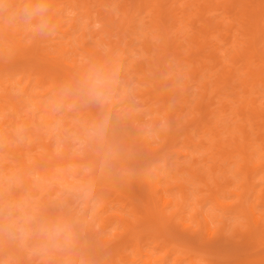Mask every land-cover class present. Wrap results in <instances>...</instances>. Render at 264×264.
Segmentation results:
<instances>
[{
  "label": "bare ground",
  "instance_id": "bare-ground-1",
  "mask_svg": "<svg viewBox=\"0 0 264 264\" xmlns=\"http://www.w3.org/2000/svg\"><path fill=\"white\" fill-rule=\"evenodd\" d=\"M63 1L73 13L66 23L57 15L60 0H0V264H28V257L38 258L24 252L26 236L17 241L8 236L9 220L18 216L39 217L34 240L40 247L34 251L46 253L41 258L44 264H97L102 259L92 251L111 241L97 227L104 230L117 222L118 238L132 228L128 217L107 208L112 203L109 192L119 190L112 164L95 161L100 155L118 157L121 165L131 158L138 182L146 179L159 202V216L153 217L156 226L134 232L129 242L141 264H152V255L137 236L150 234L156 245L160 239L159 244L167 247L170 243L163 235L171 225L190 226L184 221L186 212L208 238L227 232L231 225L225 219L208 216L197 206L206 201L244 216L246 227L235 228L234 234L241 236L245 250L263 241L264 213L255 210L251 196L257 193L256 202L264 207V188L255 190L253 176L260 171L264 180V0ZM7 3L42 11L24 22L9 15L3 7ZM13 57L12 65L4 63ZM16 75L18 83L25 79L20 95L10 87ZM33 77L38 87L51 88V101L33 99ZM90 100L101 107V117L91 110ZM65 103L92 133L78 124L63 133ZM29 105L42 112L41 122L19 144V126L35 123ZM13 118L18 126L7 135L4 128ZM105 126L117 132L115 138H109ZM151 132L159 142L154 144ZM74 139L83 142V154L71 150ZM195 147L209 154L215 167L196 160L189 152ZM170 151L182 156V168L190 178H175L173 185L163 187L164 177L157 174V182L150 180L147 165L154 153L164 158ZM231 163L242 176L238 186L227 174L225 166ZM30 174H37L39 184L47 188L32 183ZM194 182L206 187L204 197L190 193L189 184L195 186ZM49 185L54 187L50 193ZM231 185L235 189L229 191ZM173 187L177 194L165 195ZM64 189L74 193L77 189L84 196L82 215L69 207L72 199L61 193ZM43 190L50 197L37 192ZM224 191L237 197L235 205L229 207L220 198ZM215 221L219 225L213 230L209 224ZM53 227L60 231L51 233L55 238L51 244ZM125 247L118 245L103 264H117L113 253L122 264L135 261ZM193 254L184 259L198 264ZM181 259L176 257L173 264ZM157 260L167 264L164 255ZM238 260L264 264V253L251 258L244 251Z\"/></svg>",
  "mask_w": 264,
  "mask_h": 264
},
{
  "label": "rangeland",
  "instance_id": "rangeland-1",
  "mask_svg": "<svg viewBox=\"0 0 264 264\" xmlns=\"http://www.w3.org/2000/svg\"><path fill=\"white\" fill-rule=\"evenodd\" d=\"M61 4L59 3L58 8L62 6V10L57 13L59 18L62 20V22H67L72 17L73 13L70 11V9L67 7V5L64 3L63 0H60ZM3 7L6 8V11L9 13L11 17L22 19L24 22L26 21V18L22 15V9L25 8L23 3H20V5H11L9 3L4 4ZM99 6H95L94 8H98ZM3 12L2 6L0 5V13ZM34 25L25 27L26 29L33 28ZM53 33V31H51ZM51 36H53L51 34ZM25 38V37H24ZM26 39V38H25ZM138 56V55H136ZM16 57V56H15ZM9 60H6L4 63L7 65H12L15 62V58H7ZM182 70L185 69V66L181 67ZM61 73V71H60ZM18 76H13L10 79L11 82V90L14 94L20 95L21 94V87L24 84V80L21 83L17 82ZM97 80V79H96ZM136 79L133 77L132 83L135 82ZM39 85L35 83V77L31 79L30 82V88L33 90V99L37 100L40 98H44L47 101L52 100V92L49 90L51 88H40ZM39 93V94H38ZM97 93H100V96L105 95L104 93L98 91ZM231 95V93H228ZM44 95V96H42ZM89 106L93 112L98 114V117L101 113V107L94 101L90 100ZM32 108V109H31ZM62 111L61 114H63L61 128L65 131L64 134H69V132L72 130L74 125L78 124L83 128L84 131H90L91 133L93 131L88 130L77 118L76 116V110L73 109L71 106H69L68 103H65L62 105ZM118 108V107H117ZM29 114L35 115V123H30L28 126H25L21 124L17 130V141H19V144H22V141L26 140V137L28 134H33V125L39 126L41 122V118L39 116L42 114V112L38 111L35 107H32L31 105L28 106ZM24 112L22 111V116H24ZM230 116V115H229ZM149 123V122H148ZM113 122H110L109 125H113ZM18 126L16 120L13 118V121L11 123H8L6 127L4 128V132L8 135L11 132V128H15ZM55 127H58L56 125ZM106 133L108 134L109 138L116 137L117 132L115 130L110 131V129L105 126ZM10 131V132H8ZM16 132V129H15ZM151 134L154 135V144L159 142V138L155 135V133L151 132ZM117 142V141H116ZM178 147L182 149L184 147V143L179 141ZM117 147L115 151L119 152L120 145L117 142ZM194 149V150H193ZM71 150L76 153L77 155H81L84 153L83 151V142H81L78 139H74L72 141ZM203 150L199 148H192L189 150L193 154V156L196 158V160L203 161L207 164V166H211V168L215 167L214 162L211 159H208V155L202 152ZM217 151H215L216 153ZM160 154L162 153H154L155 157H153V160L148 163V170L150 171V180L157 182V174H160L164 177V179L161 181V185L165 187L173 185V179L175 178H185L186 180L190 178L189 174L183 170L182 168V156L178 155L175 151H170L165 156L162 157ZM126 158V157H125ZM95 161L98 162H105L107 164H112L110 167V170H112V176L116 180L115 185L117 186L119 193H115L113 191L109 192V199H112V203L108 204L107 208L109 211L112 212H118L119 214H122L126 217H128L131 221V227L126 234H124L121 238L115 237V234L117 231L121 230V225L117 222L112 223L110 226L106 227L104 230L99 229L97 227V230H99V234L110 239L111 241L104 246H97L96 249L92 251L94 255H97V258L99 257L102 259L97 264H103L104 260H107V255L110 252H113V250L116 249L118 245H125L126 247L123 249L127 253H129L131 258H134L135 261L130 262V264H141V260L137 258L136 253L132 250L131 246L129 245V242L133 238L134 232H140L142 231H150L153 226H156V222L154 221V215L159 216L157 213V208L159 202L156 201V196L153 194V192L150 189V186L146 179H143L142 181L138 182V179L136 178V174H134L135 165L133 161L124 159L125 164L121 165L120 161H118V157L115 156H106V155H100L94 158ZM188 159V158H187ZM204 159V160H203ZM158 165L159 167L155 166ZM145 166V164H142L141 169ZM224 166V165H223ZM139 167V166H138ZM225 167H227V174H229L232 177V180L234 181L235 185L238 186L242 182V176L235 172V164H227ZM147 168V167H146ZM140 169V170H141ZM88 172V170H85ZM30 178L32 183L38 184V187L40 188H47L46 186H42L40 183V178L37 174H30ZM258 175V176H257ZM255 177V190L257 191L260 188H264V180L260 179L262 176V172L258 171L256 174H253ZM71 179V175L69 176ZM76 179V178H75ZM79 180V179H77ZM112 182V181H111ZM138 182V183H137ZM114 183V182H113ZM131 185V191L128 190L127 186ZM195 186L199 185L197 187L192 186V184H189V191L190 193L197 196H205L206 194V187L200 185L197 182H194ZM129 185V186H130ZM140 185V186H139ZM235 185H231L229 187V191L235 189ZM50 186V185H49ZM39 188V189H40ZM54 187H49V193L52 191ZM178 188L173 187L171 191H164L165 195L168 194H177ZM229 191H224L220 193V198L227 202L229 204V207L235 205L237 202V197L233 195ZM39 194L43 195V197H50L49 193H47L45 190L43 191H37ZM76 193L72 192L69 189L61 190L62 194H65L69 196L72 199V203L69 207L73 209L74 212H76L79 215L83 214V207H84V196H80L78 193V190H75ZM121 193V195H120ZM59 192L56 194L58 195ZM257 193H252L251 201L255 204V210L259 213H264V207L257 204ZM51 197L54 199V201H57V199L52 194ZM192 197V196H191ZM191 204L194 202L193 199L190 200ZM202 206H200V203L197 205L201 207L202 211L206 215L210 216H217V218L225 219L228 225H231V227L228 229L227 232H221L215 235L212 238H208L201 230H197L195 221L192 219L190 213H185V219L184 221L189 224V227H181L180 225L174 224L171 225V228L169 231L165 232L163 237L167 240L169 246L165 247L160 243V239L157 240V245L155 241L153 240L152 235L150 234H139L138 241L142 245L143 249H146L148 253L152 255V264H159V261L157 260V257L159 256H165V260L167 264H173V261L176 257H181L180 264H189L187 259H184L187 255L194 253L195 255L193 258L198 264H239V256L244 253V251L251 254V258H253L256 255H260L264 253V240L260 243H257L250 249H246V245H244V241L242 240L241 236L235 232V228H242V226H245L246 219L244 216H242L239 213L232 212L229 209H219L215 207L210 201L202 202ZM35 205V204H34ZM194 205V203L192 204ZM189 209V206H187ZM167 210H170V208H167ZM40 221L39 217L27 214L25 217L18 216L15 218V220L12 222L9 220V225L11 226V231H8V236L13 238V241H17L18 238H22L23 235L26 236V244H28L27 247L24 248V252L26 254H32L37 256L38 258L33 261L31 257H28V264H44L42 263L41 258L46 257V253L43 252H36L34 250L39 249V243L34 240V235L38 232L39 227L37 226V222ZM210 227L214 230L219 224L218 221L211 222ZM27 227V228H26ZM246 227V226H245ZM57 229L56 227H53L52 230H50V238H51V244H54L55 238L54 235H51V233H54V230ZM27 230L32 231L33 234H29ZM60 231V229H57ZM244 230V228H242ZM27 233V234H26ZM142 235V236H141ZM32 236V239L30 238ZM214 238V239H213ZM213 239V240H212ZM200 243H209L206 247H203ZM175 245L176 249H172L170 245ZM33 248H29V247ZM237 248H236V247ZM169 248V251H168ZM122 250V251H123ZM118 255V254H117ZM115 253H113L111 259L115 260L117 264H122L121 261L118 259ZM203 258V259H200ZM47 261H51V258L48 257ZM86 262V261H85Z\"/></svg>",
  "mask_w": 264,
  "mask_h": 264
},
{
  "label": "clouds",
  "instance_id": "clouds-1",
  "mask_svg": "<svg viewBox=\"0 0 264 264\" xmlns=\"http://www.w3.org/2000/svg\"><path fill=\"white\" fill-rule=\"evenodd\" d=\"M40 11H42V9L40 8L32 9V8L25 7L24 9H22V15L26 19H30Z\"/></svg>",
  "mask_w": 264,
  "mask_h": 264
}]
</instances>
